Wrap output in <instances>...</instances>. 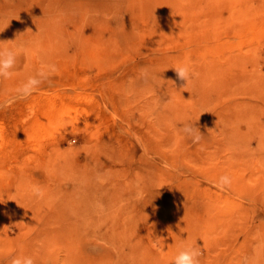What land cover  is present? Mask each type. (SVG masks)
I'll use <instances>...</instances> for the list:
<instances>
[{
  "label": "rangeland",
  "instance_id": "rangeland-1",
  "mask_svg": "<svg viewBox=\"0 0 264 264\" xmlns=\"http://www.w3.org/2000/svg\"><path fill=\"white\" fill-rule=\"evenodd\" d=\"M0 41L40 46L0 100L60 69L0 109V264H264V0H0Z\"/></svg>",
  "mask_w": 264,
  "mask_h": 264
},
{
  "label": "clouds",
  "instance_id": "clouds-1",
  "mask_svg": "<svg viewBox=\"0 0 264 264\" xmlns=\"http://www.w3.org/2000/svg\"><path fill=\"white\" fill-rule=\"evenodd\" d=\"M15 41V40H13ZM0 41V80H12L17 76V65L20 57L39 56L40 46L38 42L31 43H8ZM178 80L184 82V87L193 79L195 73L188 64L177 65L172 68ZM60 69L56 62L52 60L39 59L35 68L11 89L6 99L0 100V109L11 107L18 100H25L39 91L42 86L50 84L52 79L59 73ZM197 122V121H196ZM196 122H186L179 129L181 138H190L193 143H198L202 139V134ZM101 182H105L101 180ZM233 184V177L228 174L220 175L214 182V186L224 191ZM28 194L37 201L51 203L47 190L38 184H31L27 189ZM202 251L197 243L183 244L174 256L172 264H201ZM10 264H36L31 255H12Z\"/></svg>",
  "mask_w": 264,
  "mask_h": 264
}]
</instances>
